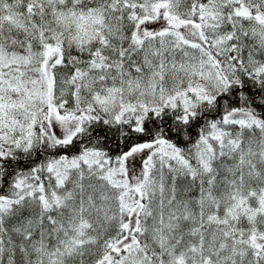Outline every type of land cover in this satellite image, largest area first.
Wrapping results in <instances>:
<instances>
[{"label":"snow or ice","instance_id":"snow-or-ice-1","mask_svg":"<svg viewBox=\"0 0 264 264\" xmlns=\"http://www.w3.org/2000/svg\"><path fill=\"white\" fill-rule=\"evenodd\" d=\"M0 264H264V0H0Z\"/></svg>","mask_w":264,"mask_h":264}]
</instances>
